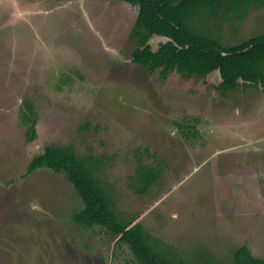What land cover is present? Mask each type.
Here are the masks:
<instances>
[{
    "label": "rangeland",
    "instance_id": "rangeland-1",
    "mask_svg": "<svg viewBox=\"0 0 264 264\" xmlns=\"http://www.w3.org/2000/svg\"><path fill=\"white\" fill-rule=\"evenodd\" d=\"M137 16L122 0H0V264H137L119 236L74 222L83 204L63 172L28 173L52 144L99 158L118 213L177 256L226 264L246 246L264 259V86L148 72L133 61ZM203 30L241 44L264 33V4ZM141 162L161 170L143 193Z\"/></svg>",
    "mask_w": 264,
    "mask_h": 264
},
{
    "label": "trees",
    "instance_id": "trees-1",
    "mask_svg": "<svg viewBox=\"0 0 264 264\" xmlns=\"http://www.w3.org/2000/svg\"><path fill=\"white\" fill-rule=\"evenodd\" d=\"M138 7L131 37L137 42L133 61L148 72L160 69L163 78L171 72L183 76L206 77L219 71L222 91L241 84L264 86V33L245 42L226 46L203 30L210 20L244 19L253 5L264 0H122ZM168 38L157 50L150 44L154 36ZM25 123H30V140L36 137L35 106L23 102ZM100 159L77 153L71 145H48L28 166V173L39 168L63 172L81 198L83 207L73 220L79 225H99L129 245L137 264H210L177 256L171 246L150 234L142 223L125 219L117 211L114 196L97 176ZM161 176L160 168L139 163L133 177L138 192H147ZM226 264H264L246 246L235 249Z\"/></svg>",
    "mask_w": 264,
    "mask_h": 264
}]
</instances>
